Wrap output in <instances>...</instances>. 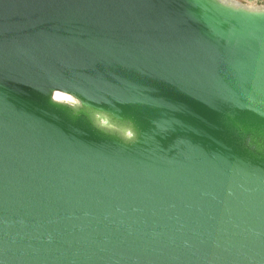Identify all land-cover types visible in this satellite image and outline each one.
Masks as SVG:
<instances>
[{
	"label": "water",
	"instance_id": "1",
	"mask_svg": "<svg viewBox=\"0 0 264 264\" xmlns=\"http://www.w3.org/2000/svg\"><path fill=\"white\" fill-rule=\"evenodd\" d=\"M0 264H264V4L0 0Z\"/></svg>",
	"mask_w": 264,
	"mask_h": 264
},
{
	"label": "rangeland",
	"instance_id": "2",
	"mask_svg": "<svg viewBox=\"0 0 264 264\" xmlns=\"http://www.w3.org/2000/svg\"><path fill=\"white\" fill-rule=\"evenodd\" d=\"M242 3H246L249 5H260V4H264V0H236Z\"/></svg>",
	"mask_w": 264,
	"mask_h": 264
},
{
	"label": "bare ground",
	"instance_id": "3",
	"mask_svg": "<svg viewBox=\"0 0 264 264\" xmlns=\"http://www.w3.org/2000/svg\"><path fill=\"white\" fill-rule=\"evenodd\" d=\"M56 97L60 99H70V96L64 93H56Z\"/></svg>",
	"mask_w": 264,
	"mask_h": 264
}]
</instances>
